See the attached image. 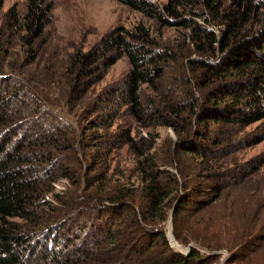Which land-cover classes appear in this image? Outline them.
Masks as SVG:
<instances>
[{
	"label": "trees",
	"instance_id": "1",
	"mask_svg": "<svg viewBox=\"0 0 264 264\" xmlns=\"http://www.w3.org/2000/svg\"><path fill=\"white\" fill-rule=\"evenodd\" d=\"M117 1L152 19L159 30H182L184 44L162 42L153 32L158 30L144 22L118 26L71 56L67 98L91 88L82 78L97 65L109 68L127 57L125 87L109 98L127 104L146 128L168 127L177 138L162 157L156 151L160 134L151 142L140 139L139 146L129 133L126 144L138 151L131 169L122 171L124 179L115 183L111 165L100 175L96 165L75 163L78 137L71 144L66 128L52 130L60 124L46 122L54 113L44 105L47 100L0 64V264L217 260V253H203L199 246L187 254L171 246L166 235L171 211L182 244L226 249L229 263L256 264L253 258L261 256L264 264V160L249 171L238 155L242 146L263 137L235 139L264 123V0H168L162 6L155 0ZM50 10L44 0H30L23 15L10 9L13 21L6 28H24L23 41L31 47L49 24ZM176 68L175 77L161 84ZM65 161L73 170V187L57 190L60 168L65 178L69 174ZM199 178L212 183L196 185ZM191 214L194 223L186 224L183 218ZM197 220L212 233L198 236ZM185 229L193 231L186 235Z\"/></svg>",
	"mask_w": 264,
	"mask_h": 264
},
{
	"label": "rangeland",
	"instance_id": "2",
	"mask_svg": "<svg viewBox=\"0 0 264 264\" xmlns=\"http://www.w3.org/2000/svg\"><path fill=\"white\" fill-rule=\"evenodd\" d=\"M155 1L162 6L168 0ZM29 2L30 0H0V64L6 67V73L13 74L16 79L28 84L32 93L43 101L44 99L47 100L50 105L46 104L45 101L44 105H48V110L51 108L54 113L47 116L46 122L51 121L49 118H53L60 124H52V130L61 132L66 128L65 141L71 144H74L78 137L73 152L75 163L96 165L98 167L97 173L100 175L105 173L106 168L111 165L114 171L112 174L110 170L109 174L112 175L113 182L117 183L124 179L122 171L130 170L133 166V158L138 151V149L135 150L134 147L126 144L130 134L136 145L139 146L140 139L143 138L151 142L156 135L160 134V138H156V151L163 157L170 141L177 138L174 131L154 123L146 128L143 122H138L132 118L127 104L117 102L118 97L109 98L116 96L113 93L125 87L126 76L131 69L127 57L121 58L109 68L99 64L92 73H86L82 81L92 86L91 88L83 87L73 99L67 98L65 80L71 56L77 51H88L107 32L118 26L131 28L139 22H144L150 26L151 30H158L153 32L161 38L162 42L170 43L175 47L184 44L182 30L176 28L159 30L152 19L117 0H44V5L51 7L49 24L46 26L43 35L29 47L23 41L24 28L17 27L13 30L6 28L8 23L13 21L8 15L10 9L15 8L17 12L23 15ZM30 52L33 56L28 55ZM33 57H35L34 60ZM177 65V62L172 61L173 67H177ZM176 73H178L177 68L170 71L166 75V80L161 84H167L169 80L175 77ZM144 91L146 92V88ZM177 93L185 95L183 90H179ZM111 113L114 116L108 121L109 117L107 116ZM94 120L98 121L95 125ZM193 127L197 129V123ZM249 135L263 137L260 143L250 147L242 146L239 151L240 161L244 162L243 166L251 171L253 165L264 160V123H256L244 131L242 130L235 139ZM89 159H93V161L90 162ZM187 161L195 163L194 159ZM62 164L68 169L69 174L65 178L60 168L58 172L59 181L56 184L57 190L73 187V170H70L66 165L68 162L65 161ZM75 165L73 169H75ZM171 170L176 172L175 167H171ZM262 172L264 173V166ZM83 175L86 177L85 171ZM129 176L132 178L133 174L129 173ZM195 183L196 185L198 183H212V180L199 178ZM196 217H199V213L196 214ZM183 219L186 220V224H189V221H191L190 224L194 223L192 214ZM172 221L173 213L171 211L166 226V235L168 238V231L172 232L171 238L175 245L174 248L186 249L199 246L203 253L218 254L219 258L210 264H237L236 262H228L230 256L226 249L211 251V248L200 246L194 241L190 243L191 246L182 244L175 236ZM195 228L198 236L199 232L205 234L210 232L204 229L202 225L199 226V220H197ZM191 231L193 230L185 229L184 234L189 235ZM253 262L260 264L262 257H254Z\"/></svg>",
	"mask_w": 264,
	"mask_h": 264
},
{
	"label": "water",
	"instance_id": "3",
	"mask_svg": "<svg viewBox=\"0 0 264 264\" xmlns=\"http://www.w3.org/2000/svg\"><path fill=\"white\" fill-rule=\"evenodd\" d=\"M171 236H173L172 232H171V231H168V239H169L171 245H172L173 247H175V245L172 243V238H171ZM176 249H177V248H176ZM178 250L181 251V252H183V253H185V254H187V253L191 250V247H188V248H186V249H181V248L179 249V248H178Z\"/></svg>",
	"mask_w": 264,
	"mask_h": 264
}]
</instances>
